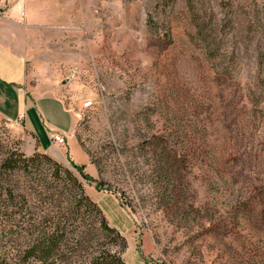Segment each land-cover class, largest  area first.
I'll return each mask as SVG.
<instances>
[{"label": "rangeland", "instance_id": "rangeland-1", "mask_svg": "<svg viewBox=\"0 0 264 264\" xmlns=\"http://www.w3.org/2000/svg\"><path fill=\"white\" fill-rule=\"evenodd\" d=\"M0 29L30 84L55 85L63 102L38 104L57 126L77 115L60 146L87 158L53 159L123 233L128 264H264V0H0ZM32 137L0 115V164L43 153ZM53 172L39 161L0 185L25 195L14 210L46 211ZM5 206L0 246L16 256L27 235Z\"/></svg>", "mask_w": 264, "mask_h": 264}, {"label": "trees", "instance_id": "trees-1", "mask_svg": "<svg viewBox=\"0 0 264 264\" xmlns=\"http://www.w3.org/2000/svg\"><path fill=\"white\" fill-rule=\"evenodd\" d=\"M39 161H46L54 168V180L44 191V200L51 205L48 210L30 213L14 210V207L19 208L18 197L22 196L23 203L27 202L25 195H17L11 188L3 189L0 185V203L7 205L2 209L3 221L25 231L28 240L25 249L16 256L8 255L3 249L5 246H0V264H128L123 256L127 248L123 233L109 224L103 209L86 194L77 175L50 155L35 153L26 157L11 152L0 164V182L17 170L28 172ZM77 168L85 179L91 180L83 166ZM57 182L65 183V190L59 195L54 187L58 186ZM26 216H29L28 226ZM15 223L17 225H13ZM92 238L97 248L87 255Z\"/></svg>", "mask_w": 264, "mask_h": 264}, {"label": "crops", "instance_id": "crops-1", "mask_svg": "<svg viewBox=\"0 0 264 264\" xmlns=\"http://www.w3.org/2000/svg\"><path fill=\"white\" fill-rule=\"evenodd\" d=\"M53 17L59 16L45 13L41 16L30 14L32 19L47 22L54 20ZM6 36L8 35L0 29V115L13 120H18L23 115V125L32 134L39 150L59 162L66 163L69 155L76 162L84 161L87 158L86 154L75 139L69 140V149L65 151L50 138V132L53 130L70 133L76 123L77 115L65 108V111L71 112L75 117L73 127L66 131L57 126L54 122V113L47 110L45 105L38 104L45 99L61 100L55 85L49 83L32 86L27 60L18 49L10 46Z\"/></svg>", "mask_w": 264, "mask_h": 264}, {"label": "built area", "instance_id": "built-area-1", "mask_svg": "<svg viewBox=\"0 0 264 264\" xmlns=\"http://www.w3.org/2000/svg\"><path fill=\"white\" fill-rule=\"evenodd\" d=\"M24 14V12L22 13ZM94 107V100L92 98H89L87 101H85L82 105V108L84 110H90ZM23 115L20 117V119L18 120H13L11 118H7V120L9 122H14L17 125H22L23 124ZM74 132H70V133H63L61 131H57V130H53L50 132V138L52 140V142L56 143L57 145H65L66 141L68 139V136H73Z\"/></svg>", "mask_w": 264, "mask_h": 264}]
</instances>
